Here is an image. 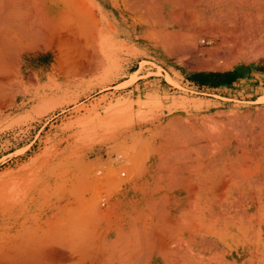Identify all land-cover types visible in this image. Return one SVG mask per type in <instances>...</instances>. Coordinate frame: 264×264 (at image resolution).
<instances>
[{
	"label": "rangeland",
	"instance_id": "1",
	"mask_svg": "<svg viewBox=\"0 0 264 264\" xmlns=\"http://www.w3.org/2000/svg\"><path fill=\"white\" fill-rule=\"evenodd\" d=\"M151 1L115 0L104 68L60 47V76L57 67L50 83L25 75L14 107L4 101L0 195L45 215L61 210L70 254L75 244L106 254L122 240L140 264H264V53L229 69L204 62L200 49L215 45L192 25L222 0H195L196 17L181 19L175 2ZM36 22L54 34V20ZM90 24L79 20L80 30Z\"/></svg>",
	"mask_w": 264,
	"mask_h": 264
},
{
	"label": "bare ground",
	"instance_id": "2",
	"mask_svg": "<svg viewBox=\"0 0 264 264\" xmlns=\"http://www.w3.org/2000/svg\"><path fill=\"white\" fill-rule=\"evenodd\" d=\"M38 1L39 0H37V2ZM109 1H113V0H104L105 3H109ZM143 1L145 0H133L135 4L136 3L141 4ZM153 1H157V0H152L151 2ZM164 1L168 2L167 0ZM171 1L177 4L176 14H178V18L180 19L184 17L182 16V14L185 12V10L187 11L189 10L188 14L193 13L194 16L198 14V12L196 11L197 9L193 10L191 9L192 5H189V3L191 4L192 2L195 3V0H171ZM209 1L214 6L215 3H212L214 0L213 1L209 0ZM50 7H52L51 0H42L41 9L44 8L47 12H49ZM35 8L36 7L27 6L25 0H0V108L5 106L4 104L5 100L7 101L6 103L7 104L9 103L10 105L12 103V100L16 101L17 99L16 97H18L17 95H19V93L21 92L20 87L24 81L25 75H29L30 77L31 76L30 74H32L34 71L36 72L37 61H38L36 53L39 50L48 51V49L50 48L49 37L51 32L49 33V30L47 29H49V27L51 29V25H47L46 23L44 25L43 24L41 25V23L39 24L36 22V20L38 19L37 17L35 19V15L39 16L38 13L40 12L36 14L35 10L37 12L39 8L38 9ZM212 8L213 11L214 9L216 10V15L218 14L217 17H219L218 18L219 20L215 18L216 15L212 17L208 16L209 18L205 17L204 14H202L204 13L203 12L204 10L201 9L200 10L201 15L200 16L198 15L197 18H200V20H202L203 23L200 22L198 24L192 25L193 28L200 35L203 33L209 34L213 39L211 41H213L215 45L212 48L200 49V52H202V55L204 56L203 57L204 62L206 61L211 63V61H213L215 62L214 63L215 65L216 64L218 65V63L216 62L218 58L223 60L225 59V63L222 64L223 65L222 67H224V64H226V67L229 69V67L233 68L234 66L243 64L244 60L248 62L257 60L258 57L264 53V0H222L218 3L216 2L215 7ZM67 10L69 9L67 8ZM226 11L230 14L232 13L230 19L223 18L224 17L223 14H227ZM69 13L67 15V17L69 18L66 19V21L68 20V23L64 22L63 20V22L66 24L58 26L59 29L57 27L54 28L56 30L57 29L59 30V32L57 31L58 32L57 38L63 41L60 44L61 45L60 47L65 48L67 51L73 50L74 52L73 54L77 57V60H80L83 57V55L86 53L85 40H84V36L81 34L82 29L79 30L80 29L78 22L79 18H76L77 16L74 13L69 16ZM185 14L187 15V12H185ZM189 16L187 17L189 18ZM44 20L49 21L48 18L46 17L44 18ZM54 21H56V19H54ZM60 21L62 22V19ZM56 24L60 25L58 24V20ZM13 27L21 30L17 33L18 36L19 35L22 36L21 39L19 37L17 38V35H11L12 33L10 34L8 31H7L8 33L4 32L5 29L8 28L11 29ZM166 50H168V48H166ZM9 51L10 52L12 51L13 53L11 54ZM8 53L10 55L14 54L13 55L14 60L12 63L7 61L8 60L7 56L9 55ZM67 65L68 64L66 63V66ZM238 71H242V70L239 69ZM36 77H37L36 79H38V76ZM34 78L33 76H31L30 81H34ZM41 81L42 80H40V82ZM181 135H185V134H181ZM16 187L18 188L16 190L17 192L19 191V189L21 190L18 184H16ZM13 188H15V185ZM22 191L24 192L25 189L21 190V193ZM11 193L12 194L10 195L14 197L13 196L14 192L11 191ZM24 193L21 194V196H24ZM8 196L6 197L9 198ZM20 199L19 197L18 199L15 197L6 200L3 194L0 195V264H140L139 260L141 256L137 253V250L132 248L130 241L129 243H123L121 240L120 243L117 242L113 243L112 247L110 249L108 248V251H105L106 254H100L97 252L88 251L83 247L80 246L78 247L77 244L74 245L73 242L71 241L72 245L76 246L77 249H75L76 250L75 253H71V254L68 253L67 246L68 243H70V241H68L69 239L66 240L64 236L65 234L60 232L62 230V227L59 228L60 222L57 223V218L59 219V217H63L65 214H63V216H60V214L62 213V211L60 210V214L58 216L55 215V212L52 216L51 214L45 215L41 211H38L37 209L28 206V204H26L27 202H25V204L24 203L22 204V201ZM73 211H74L73 215L75 216V211L77 210L73 209ZM81 212L82 210L80 211V213ZM68 215L71 216L72 214L71 215L68 214ZM74 216L72 218L70 217L69 218L74 220ZM77 216L78 215L76 214L75 217ZM88 216L90 215L87 214L86 216V210H85V216H83V218L81 219H84V217L88 218ZM64 218H66V216H64ZM64 218L62 219L64 220ZM77 220L79 221V219ZM65 221L67 222V220ZM82 223H84V221ZM84 224L88 225L87 223ZM57 226L59 227L56 228ZM76 226L77 225H75L74 227L76 228ZM142 227L144 226L142 225ZM73 229L74 228L71 229L69 228L71 232L78 230V229H74V231H72ZM133 229L134 228H132L131 230ZM81 230L82 228H80V231ZM142 230L140 231V233L138 232L139 235L141 234ZM127 238H129V236ZM141 239L143 241V237L140 238V240ZM172 258L176 259L175 256H173ZM172 258L171 260H173ZM168 259L170 258H167V260Z\"/></svg>",
	"mask_w": 264,
	"mask_h": 264
},
{
	"label": "crops",
	"instance_id": "3",
	"mask_svg": "<svg viewBox=\"0 0 264 264\" xmlns=\"http://www.w3.org/2000/svg\"><path fill=\"white\" fill-rule=\"evenodd\" d=\"M59 1L58 0H51V5H52L53 8L50 7L49 12H47L44 8L41 9L42 0H39L38 2L36 1L35 4L38 5L36 8L37 9L39 8V10H40V11L37 10V12H40L42 16L40 15V13H38L39 16L35 15V19L37 17V19L42 20L43 17L44 18L46 17L51 22L54 19H56L55 28L56 27L58 28V26L62 25V22L60 20L62 19V21H63L67 17L69 12H70L69 16L72 15L73 13L76 14V16H77L76 18H79L78 22H79L80 19H82L83 17L86 16V18L91 21V24L89 25L90 28H86V29L82 28V31L84 32V34L90 35V38L89 37H87V38L84 37L85 45H86L85 46L86 53L80 59V62H81V64H83V66H86L89 69L99 70V69L104 68V66H105L104 48H105V45H106V42H105L106 41V37H105V35H107L108 32H112L111 35H114V36L118 35V30H117L118 26L116 27V16L113 13V10H114V8L116 6L115 0H113L112 3H111V8H112L111 11H109L107 8L106 9L102 8L103 7L102 3H105L104 0H91L92 8L91 7H89V8L86 7V5L84 4V0L83 1L79 0V2H76L77 0H59ZM72 1H74V2H72ZM64 8H65V10H64ZM67 8L69 10H67ZM102 10L106 11L107 14L103 15L102 14ZM37 12L35 10L36 14H37ZM50 12H51V14H50ZM47 14H49V15H47ZM54 16H55V18H54ZM57 20H58V24H60V25L56 24ZM106 21H107V25L109 27L112 25V27H110L111 28L110 31H108V28H106ZM58 29L55 30L54 34L51 33L53 36L50 34V37H49L50 48L48 49V51L39 50L36 53V56H37V59H38V61H37V70H36V72L34 71L33 73L36 74L35 77L36 76H38L40 78L41 77H43V78L45 77V80L42 81L44 83H39V81L37 79V83H39V84L50 83L51 82V80H50L51 74L54 73V76H56V74H55V68L56 67L59 69V76L61 75V70L60 69H61V67L63 65L61 64L60 50L59 49H60V46H61L60 44L63 41L60 40L59 38H57L58 37V32H59ZM106 31H108V32H106ZM156 46H159V45L156 44ZM69 52L71 54L74 53L73 50H69ZM74 64L77 65L78 63L77 64L74 63ZM47 67H48L49 70H48V72L45 73L44 69H46Z\"/></svg>",
	"mask_w": 264,
	"mask_h": 264
}]
</instances>
